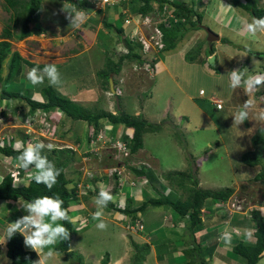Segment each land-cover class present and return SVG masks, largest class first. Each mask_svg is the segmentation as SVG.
<instances>
[{"label":"rangeland","instance_id":"374dc122","mask_svg":"<svg viewBox=\"0 0 264 264\" xmlns=\"http://www.w3.org/2000/svg\"><path fill=\"white\" fill-rule=\"evenodd\" d=\"M178 1L179 0H177V2ZM185 1H193L195 3V6H197L199 3V0ZM201 1L204 3V5L198 9L202 14V22H204L202 24L206 25L210 30L219 34L221 37H224L231 41L230 44H225L221 41L213 42L218 49L217 62H219L221 66L214 65L215 67H210L209 65H207L208 68L214 70L215 73H220L222 70H226L228 72L233 67L240 68L241 71H244L247 74L264 72V56L254 57V55L250 53V51H264V33L258 34L257 38L255 39H250L246 36L240 35V24L238 23V20L240 18L250 20L252 16L248 12L243 10L241 7L234 5L231 1ZM80 3L81 2L79 1V4ZM156 5H158V2L153 3V8ZM133 6H135V4H130L131 13L138 14L134 13V11L132 10ZM86 9L87 8H85V11ZM98 11L99 10L94 11V14H96ZM8 17L9 13L3 8V0H0V34L2 29L8 22ZM64 19H66V17H64ZM57 20L61 19H56V21ZM41 22L42 21H40V23ZM47 23H49L48 20L44 19V24L46 25V27ZM63 24L67 25L68 23L66 22ZM116 24L120 26L121 22H117ZM148 26L149 23L145 24L143 28L148 29ZM81 27L79 28L80 30ZM100 29L102 28L100 27ZM76 34L77 33H75V35ZM77 36L80 35L77 34L76 37ZM116 36L117 40H120V37L118 35ZM206 36V31L202 27L194 28L193 30H188L184 34V37L181 39V41L177 43V46L175 47L176 51L174 52L181 51L185 57L186 54L189 57L196 54L197 51H195V49L200 47V55L204 58L206 57L205 50L207 49V47H209V43L207 42ZM23 39L24 41H22V43H20L19 45L21 49H23V53L21 52V54H25V50H27L33 55H36L37 57H44L45 55L50 54L49 56L51 57L48 58V61L46 60V63L54 62L61 74V79L63 81L62 86L54 87L61 94H70L71 91L67 88L68 83L74 84V86L78 88L84 85L88 87L87 89L90 92L83 93V96L79 97L77 99V102L83 105L86 109H89V111L91 112L98 111L102 108L106 110L107 108H111L112 112L125 111L127 113H133L134 107L141 110L143 107L147 106L148 108H152L154 112L158 111V113H161V109L165 108L164 105L168 104V115L160 116V118H155L152 122L161 123V129L156 132L146 133L143 137V148H141L142 150L139 149L136 153L131 154L129 158L125 160H123L121 156H117L116 154L110 153L107 150H105L104 160H100L103 159L101 154L89 156L86 158L83 155V151L86 149H79L76 145H73V143L69 141V139L76 137L79 133L83 134L84 139L87 137L89 127L85 121L77 120L72 122L71 119H69L58 109H55L58 112H56L54 109L35 110L36 113H47L46 122L48 125L51 124L52 127V136L50 138L43 137L42 141L45 144L49 142L53 143L55 145L54 148H62L65 147L64 145L73 148L71 149V151L73 152V159L69 163L72 171L70 170V173L67 174V169H65V176L70 181H73V184H80L79 186L81 188V196H84L86 194L84 193L86 189L84 187L82 188V182L88 172H90L91 175H96L97 171H100L101 168L103 169V167L105 168L106 166L117 165L119 162H121L119 164L126 166V163L129 168L130 166H135L138 164H143V166L147 169L150 168V170L154 174V181H156V186L158 183L165 184V186L167 185V187L169 185L166 192L171 191L173 197L185 199V197L187 196V191H184L182 188H178L176 185L171 184L170 181L166 178V174L183 171L186 174L194 173L198 181V186L203 189L219 191L225 189L226 187H233L234 192L228 200L230 204L238 202L242 203L246 207L250 204H255L256 202H260L263 200L264 188L262 182L252 180V178L261 170L262 167L261 165L251 166L246 164L242 160V155L248 154L251 157L253 153H256L258 155L264 156V144H255L254 142L255 137H260L264 139V133L261 132V128H264V122L255 121L257 112L260 109H264V100H262L264 98V94L262 92L264 86H261L252 96L255 106L249 111L248 120H245L240 125H236L234 123L233 114L241 108L245 100L250 98L245 94L243 88H237V91H235L233 95L230 96V99L227 101V104H225L224 109L222 111H218L212 105H210L211 102L207 98V96L210 94V90L208 88L209 83H207V81H202L201 84L205 87V89H202L204 91L206 90V94L204 97L205 99L201 97L202 99L199 98L191 100L190 102L188 101V99H185L181 95V92L178 88H176L175 86L171 87V84L167 83L165 87L160 86L156 90V92H154V90L151 89L149 86L145 88L151 90L153 94L152 101L148 100L146 94H142V92L137 90L134 86L130 88V85L128 84L126 85L125 94V85H122V89L120 88L118 90L117 88L114 92L110 93L109 79L108 87L106 83L103 82V77L101 78V75L98 72L104 67L106 56L111 55L110 57L114 61H116L117 58L113 52L123 53V51L118 50V44L116 46V43L110 44L107 39H103V41L105 43L110 44L112 48H110L109 50L107 49L105 51V54H103L101 50L95 51V55H93V63L89 59V53L87 51H82L81 48L78 47H76L77 49H79H76V54L68 55L65 57H59L56 56L57 54L55 53V55L49 53L48 51L50 49L53 50L52 48L55 46V44L52 47H49V45L47 44L48 42L53 41L52 36H50L48 32L45 33V36H41V39ZM19 41L20 40L16 38L11 39V43L14 42L15 44H17L19 43ZM100 47L102 46H98V48ZM13 48H16V46ZM36 48L40 51L37 52ZM13 52H20V50H9L8 56L2 62V66L0 69V89L4 87L8 91L17 88V79L14 78L15 75L11 79L5 80L7 73V61L9 56ZM106 53L111 54L108 55ZM241 55L246 56L241 58ZM29 56L31 57L30 54ZM159 56L160 55H156L157 58ZM194 68L196 69V67ZM144 71L149 74V69H145V67H138L136 70V72H140L142 74H144ZM194 78L195 77H193V79ZM131 81L134 80L131 79ZM143 81V86H145L146 82L145 80ZM179 81L181 82V80ZM193 82L194 84H197L199 81L197 79H194ZM101 86L103 90L101 89ZM93 89L94 93L92 92ZM118 92L122 93L123 95L121 97L117 96ZM108 95L111 96L108 97ZM214 95L216 96V94ZM107 98L113 103L108 104V102L106 101ZM8 103L27 104L25 101L15 98L10 99ZM24 107H26V105ZM24 107L23 109L19 110V112L24 113L30 111L28 106L27 109H25ZM201 108H204L207 114L202 113ZM172 109L174 113L172 112ZM8 111L6 110V112L4 113L5 117H8ZM170 113H172V115L174 116L177 115L178 117H173L172 115H170ZM183 115L187 116L188 119ZM11 119L12 122H15L16 120L13 118ZM50 121H55L56 124L53 125L52 123H50ZM106 123L107 121L102 120V124L104 126ZM20 128L21 130L23 129L22 126ZM117 129H119V126ZM117 134H119V131H117ZM85 143L86 141H84V144ZM5 144L6 141L2 138V136H0V145L4 146ZM75 152H77V155L74 156ZM131 175L134 176L133 172ZM156 178H158L159 180H157ZM185 181L186 184H188L189 186L190 182L188 178L185 179ZM72 183L67 184V187L69 189H71L73 185ZM150 185L151 182L147 179L146 182H143L141 188H144L148 191V196L152 197V195H154V197H156L157 195L155 192L152 191ZM139 186L140 185H138V187ZM134 187H136V185ZM80 188L77 187V189ZM132 188L133 187L131 186L125 185L121 188L120 192L122 191V193L126 197L130 194V190H132ZM72 202H74V200H72ZM213 202L214 200H212L211 198H206L203 201L204 206H202L201 217L203 218V222L207 226V229H209L210 227L216 228L217 230L221 229L222 231L227 229L231 230L232 233H234V230H237L235 232L237 234L240 233V235L246 234V231L250 232L251 229H254L252 226H249L253 221L252 216H250V213L251 210L254 208L250 207L249 212H247V214H241V216H239L238 213H233V215L236 214L234 216L235 222H233L232 218H229L228 221L226 220L227 222L222 225L220 224V222H216L218 220V217L217 214H214V212L219 214L224 212L216 209V206ZM88 204L91 205L90 203ZM147 208H150L149 210H160L159 212L161 213L157 214V217L155 218H151L153 214L156 215L155 211H148L146 213L141 214V217L144 221V227L146 228L144 232L150 233V235H152L153 232L150 231L148 228L158 225L160 231L159 239L163 238L164 236L171 235L172 237H178V239L176 240V244L179 248H177L175 253L173 254L179 257V253L182 251L181 246H183V240L179 237H181V234L183 233L187 234L185 228V220L178 219L179 217L176 215V213L173 212L172 209L167 206H149ZM163 213L168 214L167 216H164V221L166 222V225H161V214ZM169 214L171 216H169ZM261 215L264 216V213H261ZM132 217L133 216L129 215V217L126 218L124 221H116V223L114 224L109 223L107 230L104 231L97 229L94 224L90 225V223H88L89 226L87 225L86 228H81L80 231H77L78 227L75 225L70 242V251H72L71 254L74 255L75 261L78 262L79 260H77V257L81 256L82 264H99L104 257L115 258L116 256H119L121 254L124 255L127 251L126 246H129L130 250L127 251L128 254L127 258L124 260L125 262L123 263L120 261H116L112 264H130L132 253L134 251L133 246L131 244L134 239L132 240L131 237H134L135 234L139 232V230L130 227L131 225H133V223H135V221L132 220ZM90 218H92V215ZM236 220L243 221V223H237ZM213 222L216 223L214 224ZM173 229H177L175 230L177 231L176 235L172 234ZM196 234L197 237H195V242L211 239L209 234H200L198 232ZM146 238L147 242H153L152 236H146ZM146 238L144 236L141 239L145 241ZM126 242L128 245L126 244ZM134 242L146 243L141 241ZM191 243L192 242H190V245H192ZM186 244L188 245L189 241H186ZM150 248H152V245L150 246ZM226 248L229 249L228 246H226ZM229 253L230 254H227V256L230 261L237 259V256L234 255L232 252L229 251ZM153 254L154 252H152L149 256L147 255L145 257V260L141 264H160L159 261H157V263H153L152 257L156 261V258H154L155 256ZM188 256H192V259L196 258L197 260L205 257L203 251H197L193 252L191 255H185V253H182V257L177 259V257H173L171 255V252L169 251L170 263H182L183 261L188 259ZM96 257H100L99 262H93V259ZM3 258H6L5 254H3ZM68 261L69 259L67 260V262ZM207 264L215 263L209 262ZM260 264H264V256Z\"/></svg>","mask_w":264,"mask_h":264},{"label":"trees","instance_id":"16d2710c","mask_svg":"<svg viewBox=\"0 0 264 264\" xmlns=\"http://www.w3.org/2000/svg\"><path fill=\"white\" fill-rule=\"evenodd\" d=\"M86 1V0H80ZM143 4H140L136 11L140 14H147L152 11L153 3L158 2V7L162 9V5L165 2L172 3L173 12L176 20L171 19L168 25L163 23L159 24V28L163 33V42H164V51L173 50L177 43L181 41L184 37V34L188 30H193L194 28H200L202 25V14L199 9L204 3L199 0L197 6L193 1H185V0H142ZM233 2L234 5L241 7L243 10L248 12L252 17H264V2L262 0H226V2ZM3 8L9 13L8 22L4 26L0 34V69L2 66V62L7 58L8 51L11 46V39H23L28 37L31 34L30 27L39 21L40 13H41V0H3ZM123 29L121 27H117V31L120 33ZM124 41L126 47L128 48L126 53H122L117 57V60L114 61L110 56H106L104 67L98 72L103 79V82L108 86V79L112 74L119 72L122 67V63L126 60L134 61L141 63L148 67L153 68L154 64L152 62H145L138 52H136L135 48L139 45L136 42H132L130 39L124 37L122 39ZM220 41L223 43L230 44L231 41L220 37ZM200 47L196 48V54L192 56H187V60H196L198 63H205L206 58L200 55ZM214 43H210L209 47L205 50V56H209L214 52ZM197 55V56H195ZM24 63L29 67H40L43 68L45 64H38L35 62H31L27 59H24L20 56L18 52H13L7 61V73L5 80L11 79L16 73L19 72L20 65ZM211 67V65H209ZM213 67H215L213 65ZM212 67V68H213ZM264 69V68H263ZM109 87V86H108ZM264 94V88H263ZM44 100L38 101L35 99L28 98L26 96H22L19 93L12 92L6 90V88L2 87L0 89V101L3 99H12V98H22L29 105V112L33 114L37 109H58L60 112L65 114L71 121H85L89 126L87 141L89 140L91 133L94 130H98L102 124V120H105L110 123L107 126L109 133L111 135L116 134V127L118 125H122L124 127V131L120 132V138L127 142L128 147L130 149V155L136 153L139 149L143 147V134L146 132H156L161 129V123H152L145 120L141 114H131L125 111L112 112L105 109H99L98 111L91 112L89 109H86L79 102L70 99L69 97L61 94L57 89L52 87L51 85L47 86L43 90ZM127 128L132 130V133L129 135L125 132ZM73 143H77V136L73 137ZM255 144L262 143L264 144V139L260 137L254 138ZM0 151L4 153V155L9 156L11 158L17 159L19 153L13 150L12 145L8 144L3 147H0ZM48 158L55 162L56 167L61 169V174L57 178V183L53 186L51 190L47 189L43 184H37L34 180L28 179V187L24 186V181L18 186L13 187L12 178L9 174L3 176L0 181V199H10L16 200L18 198H22L24 201L28 202L34 199L37 196L44 195H59V197L63 200V207L69 209L70 202L72 200L77 201L76 191H77V183H74L69 189L67 184L70 182L69 179L65 177V168L69 165V163L73 159V152L70 147H62V148H54L51 152L45 149V153ZM242 160L248 165H261V170L252 178L254 181L262 182L264 188V156L253 153L250 157L248 154L242 155ZM127 165V164H126ZM129 167V166H128ZM30 168L29 170H32ZM20 173H24L25 170L20 169ZM131 172L140 178L142 176L146 177L151 182V188L155 191L156 197L146 195L143 201L136 207L132 205L131 199L130 201H126L123 207H120L118 204L109 203L106 207L107 209L115 210L119 213L125 215L136 216L138 212L145 210L148 206H167L172 209L173 212L179 217L178 219L185 220L186 222V232H187V240H189V248L184 249L183 253L185 255H191L193 252L203 251L211 254L209 250V244L205 243V249L202 250V244L197 241L195 242V233L200 232L205 229L207 226L203 222V218L201 217L203 201L206 198H211L215 202L226 200L229 198L233 192V187H226L223 190L213 191L209 189H203L198 186V181L194 173L186 174L183 171H178L175 173L166 174V178L170 181L171 184L176 185L178 188H182L184 191H187V196L185 199H181L179 197H173L171 191L166 192L168 189L167 185L162 183H158L156 186V181H154V174L150 170V168H146L143 164H138L135 166H130ZM106 177L105 175L102 176ZM108 180L113 181L111 185L112 194L116 193L119 189V185L116 182L115 176H107ZM100 176L93 175L91 177V181L94 182L96 179H99ZM189 180L190 185L186 184L185 179ZM159 180L158 178H156ZM87 179L84 180V185L86 184ZM93 191H88V194L92 196H96L99 189L97 186L94 187ZM264 203V197L261 201ZM69 215V212H68ZM218 221L220 224L224 225L229 218L234 217L233 214H230L228 210H225L224 213H217ZM251 216L253 221L251 225L254 229H252L251 237L246 236L245 238H239V234H235L237 237L233 239L234 241L231 251L237 256H241L245 259V264H256L259 259L263 255L264 251V216L261 215V211L258 209H253L251 212ZM227 220V221H226ZM231 220V219H230ZM214 223V222H213ZM216 223V222H215ZM214 223V224H215ZM65 227L70 231V238L67 241L57 242L52 248L55 252L64 255L65 260L69 259L70 264H82L81 256L77 257L78 262L75 261L74 255H72V251L69 250L72 234H73V224L68 223L66 221H61ZM211 224V223H210ZM228 225V224H227ZM226 225V226H227ZM228 228V227H227ZM211 231L214 232L216 228H210ZM210 233L209 229L206 228ZM232 232L231 230H228ZM223 231L221 229L218 230V237L220 233ZM190 242H192L190 245ZM133 246V253L131 257L130 264H141L145 257L150 252V244L149 243H136L131 242ZM4 249L6 252V256L10 259V264H35L38 260V257L35 252L24 250L23 248V237L21 234L16 233L12 238L8 239L6 244H4ZM158 253L162 251L160 247H157ZM69 255V256H68ZM191 260L183 261L179 264H207L209 263L207 259L201 258L196 259L192 256L189 257ZM109 261V257H104L99 264H107Z\"/></svg>","mask_w":264,"mask_h":264},{"label":"crops","instance_id":"0c3cea01","mask_svg":"<svg viewBox=\"0 0 264 264\" xmlns=\"http://www.w3.org/2000/svg\"><path fill=\"white\" fill-rule=\"evenodd\" d=\"M79 1L80 0H41V13H40L39 21H38L39 24H38V22H36L35 24L31 25V27H30L31 34L28 37H26L25 39H28V38H33V39L39 38V39H41V36H45V33L48 32V34H50V36H52L53 41L52 42L50 41L47 44L49 45V47H52L55 44V46L52 48L53 50L50 49L48 51L49 53H51V54L55 53V54H57L56 56L65 57L68 55L76 54L75 53V51L77 49L76 47H78V48H81L82 51H85V52L87 51L89 53V56H90L89 59L91 60V62H93V60H94L93 55H95V51L101 50V52L103 54H105V51L107 49L109 50L110 48H112V46L110 44H113V43H116V46L118 44V46H117L118 50L123 51V53H124L125 47H124L121 40L125 37V35L127 36V34L131 30V27L123 25L122 17L119 13V7L120 6L111 7V6L106 5L103 9L99 10L96 14L91 13L87 17L85 22L82 24V27L80 30V29H76L72 25H70L69 19H67V18L64 19V17L68 16V13L65 10H63V3H64L65 6L68 8H75L77 10L81 9L82 11H84L86 13L85 8L88 7V5L92 2V0L81 1L80 4H79ZM212 1L219 2L218 0H212ZM224 1L226 2V0H224ZM130 4H133V3H130ZM130 4L129 3L128 4L122 3L121 6H123V7L127 6L130 9ZM132 10L134 11V13H136V10H137L136 4H135V6L132 7ZM44 19L48 20V22H49V23H47V27L44 24ZM56 19H61V20L56 21ZM40 21H42L41 22L42 24L40 23ZM66 22L68 24L64 25L63 23H66ZM117 22H121V25L118 26L116 24ZM100 27L102 29H100ZM117 27L118 28L121 27L123 30L119 33L117 31ZM46 30H48V31H46ZM75 33L79 34L80 36L76 37L77 34L75 35ZM116 35H118L120 37V40H117ZM103 39H107L110 42V44L105 43L103 41ZM22 41H24V39L23 40L21 39L19 41V43H17V44H15L14 42H13L14 44L11 43L10 51L12 49L20 50V52H18V53L20 54V56L22 58L27 59L31 62L38 63V64H45L48 61V58L51 57V56H49L50 54H47L44 57H37L36 55L31 54L27 50H25V54H21V52L23 53V49H21V47L19 45H20V43H22ZM15 46H16V48H13ZM98 46H102V47L98 48ZM214 49L215 50L212 53L215 56V64L214 65L215 66H221L220 63L217 62L218 49L215 45H214ZM36 50H37V52L40 51L37 48H36ZM77 50H79V49H77ZM174 51H176L175 48L173 50L162 52L161 55L158 57V59H155V63H154L153 68H148L149 74H147L146 71H144V74H142L140 72H136V70L133 69V67L135 65L134 61H128V60L124 61L122 63V67L120 68L119 72L112 74L109 77V79L112 80L113 90L115 91L117 88L122 89V85H125V91H124V94H125L126 85L128 84V85H130V88L132 86H134V87H136L137 90L141 91L142 94H146L148 100L152 101L153 94H152L151 90L145 89V88H147L149 86L151 89L154 90V92H156V90L160 86L165 87L166 83H167V84H171V87L175 86L176 88H178L179 91L181 92V95L185 99H188V101L190 102L191 100H195V99H199V98L202 99L205 97L206 90L204 91L203 96L200 95L198 93V91L202 88L205 89V87L202 86L201 84H202V81H207V83H209L208 88L210 90V94L207 96V98L209 99V97L212 96V97L221 99L223 101V107H222V109H217V110L222 111L224 109L225 104H227V101L230 99V96H232L233 93L235 91H237V88L235 90H231L228 87L227 71L222 70L220 73H215L214 70H211L208 68L207 65H209V64L207 62L201 64V63H198L196 60L190 61V60L186 59V57L184 56V54L181 51H179V52H174ZM172 52H174V53H172ZM255 52H257V51H255ZM113 53L116 56V58L120 54H122L119 52H113ZM29 54L34 59H32L29 56ZM106 54L110 55L111 53L110 54L106 53ZM195 56H197V55H195ZM255 56L256 55H254V57ZM207 57L208 56H206L205 58H207ZM257 57H259V56H257ZM194 67H196V69ZM29 68H31V67L27 66L24 63H22L20 65L19 72L14 77L17 79V88L13 89V90H9V91L19 93L22 96H26V97L31 98V99L43 101L44 100L43 90L45 87L49 86L47 79H45L43 84L32 85L26 79V76H25V73H26L27 69H29ZM232 69H234V67ZM193 77H195L194 79H197L199 81L197 84H194ZM131 79L134 81H131ZM143 80H145L147 85L145 84V86H143V84H144ZM179 80H181V82ZM141 82H142V84H141ZM99 83H100V81H99ZM101 83H102V81H101ZM109 86H110V84H109ZM67 88L70 89V91H71L70 94L64 93L63 95L69 97L72 100H76V101H78L77 99L79 97L83 96V93H86V92L89 93L90 92L87 89L88 87H86V85L78 88V87L74 86V84L68 83ZM101 89H102V86H101ZM113 90H110V88H109L110 93L113 92ZM92 92L94 93V89ZM239 92H240V90H239ZM214 94H216V96ZM122 95H123L122 93L117 94V96H119V97H121ZM109 96H111V95H108V97ZM252 98L253 97H251V99ZM15 99H19V100L21 99L24 101V99H22V98H15ZM9 100L10 99H3L0 101V136H2V138L5 137V141H6L5 145H8V144L13 145L17 140H23L24 139V136L22 134V130L20 128L22 123L18 119L17 112H19V110L23 109V107L25 105H26V107H24L25 109H27V106L29 107L28 104H9L8 103ZM262 100H264V98ZM106 101L108 102V104L113 103L108 98ZM209 101L211 102L210 99H209ZM121 102H122V100H121ZM136 104H139V103H136ZM167 105L168 104L164 105L165 108L161 109V113H158V111L154 112V110H152V108H148L147 106H145L141 110L134 107V111L131 114H135V115L141 114L145 120H147L148 122H153V120L155 118H160V116H167L168 115L169 107H167ZM210 105H212L215 108V106L212 102L210 103ZM8 109H9V111H8ZM201 109H202L201 110L202 113L207 114L204 108H201ZM6 110L9 112L8 117H5V115H4ZM107 110H111V108H107ZM172 112H173V109H172ZM170 115H172V113H170ZM172 116L178 117L177 115L176 116L172 115ZM183 116L187 118V116H185V115H183ZM11 118L16 119L15 122L14 121L12 122ZM118 126H119V129H118L119 133L123 132L124 127L122 125H118ZM118 126H117V128H118ZM88 131H89V129H88ZM125 132L130 135L132 133V130H130V128H127L125 130ZM78 133H79V131H78ZM146 133H148V132H146ZM146 133L143 134V137ZM78 135H81V136H78ZM78 135H77V140H76L77 143H73V139H69V141L72 142L73 144H76V146L79 149L87 148V137L84 139V136L82 133H79ZM87 136H88V134H87ZM143 137H142V139H143ZM83 139H84V141H86L85 144H84ZM140 150H142V149H140ZM75 155H77V152H75L74 156ZM17 165H18L17 159L6 156V155H4V153H2L0 151V181L2 180L3 176L7 175V173L14 166H17ZM65 169H67V174H69L70 170H71L70 165H68ZM31 172H34V169H32ZM65 175H66V170H65ZM96 175L100 176V178L96 179L93 182V184L96 185L98 183H103L105 185H110V186L112 185L113 181L108 180L109 177H107L106 174H103L101 172V169H100V171H97ZM104 175L106 177L103 178L102 176H104ZM24 182H25L24 184H27L28 178H26V180ZM72 182L73 181H70L69 183H72ZM138 185H140V186L138 187ZM138 185L136 187H133L132 190H130V194L127 195L126 197L122 193V191L120 192V190H119V193H114V196L117 197V204L119 205L120 199L123 198L125 202L130 201L129 199H131L132 205L134 207L138 206L143 201L145 196L148 195V191L144 188L143 189L141 188L143 183H142V185H141V183H138ZM152 191L155 192L153 189H152ZM152 196H154V195H152ZM76 198H77V201H74V202L71 201L70 206H69V216L77 218V224H73V230L75 228V225L78 228H80L79 225H80L81 221L86 222V226L87 225L89 226L88 223H90V225L91 224L96 225L98 223V221H95L93 219L92 220L89 219V217H91L92 213L97 210L95 204L92 202V200L94 199V196L86 193L84 196H81V194H80V196L77 195ZM19 202H25L26 203V201H24L22 198H18L16 200L0 199V237L5 236V234H6L5 230L7 228V223L14 222L18 217H21L22 215L26 214V213H24L22 208H20L18 206ZM88 203H90L91 205H89ZM149 209L150 208L146 207L144 211L138 212V213L142 214V213H146L148 211H155L156 215L153 214L151 218H155V217H157V214L161 213V212H159L160 210H149ZM103 211H104L103 219L106 221L108 226H109V223L114 224V223H116V221H124L126 218H128L127 217L128 215L119 213V212L112 210V209L105 208ZM214 214H217V213L214 212ZM161 215H162L161 225H166L165 224L166 222L164 221L165 220L164 216H167L168 214L163 213ZM238 215L241 216V214H239V213H238ZM169 216H171V215L169 214ZM233 222H235L234 217H233ZM236 222L237 223L238 222L243 223V221H237V220H236ZM57 223L61 224V221H58ZM155 224H156V222H155ZM125 225H126V223H125ZM125 225H124V229H125ZM231 225H235V224H231ZM86 226H84L83 228H86ZM241 226H243V225H241ZM148 227H149V224H148ZM206 228L203 229L202 231L198 232V233L209 234L211 237L210 240L206 239V240H202L200 242L202 244V247H201L202 250H204V248H206L204 245L205 243L209 244V247H210L209 250L211 251V254H209L208 252H203V254L205 255L204 258L207 259L208 262H212V263L214 262L215 264H245V259L241 256L236 255L237 259H235L233 261H230V259L227 256V254H230L229 251L232 252L231 247L234 243V241H232V240L235 239V237H237L234 233H232L231 244L226 245L222 240L218 239V234H219L218 230L212 232L211 231L212 229H210L211 228L210 227L209 228L210 233H207L208 231L206 230ZM145 229L146 228L144 227L143 232L145 231ZM148 229L153 232L152 235H150V233H145V232L142 234L137 233V234H135L134 237L130 236L131 239L132 240L134 239V241H137V242L141 241V242L149 243L150 246L152 245V248H150V252H149L148 256L151 255L152 252H154L153 255L155 256L154 258H156V261L152 257L153 263H157V261H159L160 264H179V263H170V258H169V251L171 252V255L173 257H177L173 253H175L176 249L179 248L176 244V240L178 239V237H172V235H171V236H164L163 238L159 239L160 231H159L158 225L152 226ZM175 230H177V229L172 230L173 235L177 234V231H175ZM248 232L249 231H246V233H248ZM250 232H252V229ZM196 233H195V237H197ZM144 236H145V238H146V236H149V237L152 236L153 242L152 243H151V241L147 242V238L145 241H143V239H141V238ZM246 236H247L246 234H243V235L239 236V238L242 239V238H245ZM187 237H188V235L185 233L181 234V237H179L180 239L183 240V246H181L182 251L180 253L178 252L180 255H179V257H177V259L182 257V253H183L184 249L189 248V246L186 244V241H189V240H187ZM126 244H127V242H126ZM53 246H51V247H53ZM226 246H228L229 249L226 248ZM157 247H160L162 249V251H160L158 253ZM23 248H24V250H29V251L35 252L37 257H38V260H39V256H38L37 252L32 250L31 248L25 246L24 238H23ZM69 248H71V247L69 246ZM126 249H127V251H129L130 250L129 246H126ZM47 250L48 249H45L44 251L46 252ZM127 251L124 255L121 254L119 256H116L115 258L110 257L107 264H112L116 261H120V262L124 263L125 262L124 260L127 258V254H128ZM3 254H5V256H6L4 245H1L0 246V264H10V259L7 256H6V258H3ZM263 256H264V251H263L262 257L259 259V261L256 264L261 263V261L263 260ZM62 258H63L62 254H59V253L54 251V257L52 258V260L49 261V264H69V262H67V260H65L64 258H63L64 259L63 260ZM187 258L188 259H186L185 261L190 260L189 256ZM97 261L98 262L100 261V257H96L93 259V262H97Z\"/></svg>","mask_w":264,"mask_h":264},{"label":"clouds","instance_id":"9594fccd","mask_svg":"<svg viewBox=\"0 0 264 264\" xmlns=\"http://www.w3.org/2000/svg\"><path fill=\"white\" fill-rule=\"evenodd\" d=\"M103 2H107V0H103ZM63 10L68 13V16L66 18L69 19L70 25H72L76 29H79L87 19L86 13L84 11L77 10L75 8H68L64 3ZM238 23L240 24V35L242 36H246L250 39H255L257 38L258 34L264 33V17L257 18L253 16L250 20L240 18L238 20ZM125 37L128 38V36L126 35ZM122 43L125 47L124 53H126L128 48L126 47L124 41H122ZM163 48L158 55H161V53L164 52ZM244 56L246 55H241L240 57L242 58ZM155 59L152 60L153 64L155 63ZM139 64L142 65V67H140ZM139 64L135 62L133 69L137 70L138 67H135L137 65H139L140 68H148L147 66H143V64L141 63ZM25 76L32 85L43 84L45 79H47L48 83L53 87H61L63 83L61 74L54 62L45 63L43 68H40L38 66L31 67L27 69ZM227 78L228 87L231 90H235L236 88H243L245 94L250 97L249 99L245 100L241 108L233 114L234 123L236 125H240L245 120H248L249 111L255 106L254 100L251 99V97L261 86H264V72L247 74L246 72L241 71L240 68H234L227 72ZM118 94H120V92H118ZM255 121L264 122V109H260L257 112ZM108 125L109 122L105 124L106 127ZM117 131L118 129H116V135H120L121 133L117 134ZM261 132L264 133V128H261ZM2 146L3 145H0V147ZM12 147L14 151L19 153L17 157V168L25 170L24 173H32V175L29 177L30 179L34 180L37 184H43L47 189L51 190L57 183V178L60 176L62 170L57 168L55 162L50 160L44 153L45 149L51 152L54 149L55 145L51 142L47 144H45L43 141H29L25 143L21 140H17L12 145ZM30 168H33L34 172H31V170H29ZM24 173L22 174L24 175ZM7 174H9V172ZM13 175L15 176L16 174L14 173ZM130 177L136 181V186L138 185V183L142 184L143 182L147 181V178L144 176L138 178L135 175H130ZM25 180L26 178L23 181ZM19 185V182L14 181V188L18 187ZM24 186L28 187L27 184H24ZM97 187L99 191L93 200L97 210L92 213V218H89L90 220L93 219L95 221H98V223L95 225L96 228L104 231L107 230L108 224L103 219V210L108 206L109 203L117 204V198L112 194L110 185L98 183ZM119 190H121V188H119L116 193H119ZM215 203L216 202L214 201V205ZM124 205L125 201L123 198H121L119 201V206L123 207ZM18 206L22 208V210L26 214L18 217L14 222L7 223L5 236L0 237V246L6 244L8 239L12 238L16 233H19L24 238L25 246L37 252L39 260H37L35 264H49V261L54 257V250L51 246L55 245L57 242L67 241L70 238V231L68 230V228L63 224L57 222L66 221L68 223L75 224L77 223V218L68 215L69 209L63 207V200L59 197V195L37 196L26 203L19 202ZM137 219L143 221L141 213H137L136 216L132 217L133 221ZM84 226H86V222L81 221L80 228H78L77 231H80V229ZM143 230L144 222L142 230H140L138 233H143ZM246 235L248 237H251L252 233L248 232L246 233ZM218 239L222 240L226 245H230L232 240V232L225 229L222 233H220ZM45 249L48 250L45 252ZM70 249L71 248H69V250Z\"/></svg>","mask_w":264,"mask_h":264},{"label":"built area","instance_id":"2783aa9c","mask_svg":"<svg viewBox=\"0 0 264 264\" xmlns=\"http://www.w3.org/2000/svg\"><path fill=\"white\" fill-rule=\"evenodd\" d=\"M262 1L264 2V0ZM122 3L125 4L135 3L137 6H139L140 4H143V1L142 0H107V2H103V0H92V2L88 5L86 9V16H89L91 13H94V11L96 10L103 9L106 5L111 7L120 6L119 13L122 16L123 25L131 27L130 32L127 34L128 39H130L132 42H136L137 44H139L135 48L136 49L135 51L141 55V57L144 59L145 62H152V60L156 58V55H158L163 48V33L159 28V24L163 23L165 25H168L171 19H173L174 21L176 20L173 12L172 3L165 2L162 5V9H160L158 5H156L154 6L153 9L154 11L152 10L144 15L140 14L139 12H136L138 14L131 13L129 7L121 6ZM147 23H149L148 29H144L143 26ZM143 66H146L145 63ZM135 67H139V66L137 65ZM198 93L200 95H204V90L200 89ZM209 99L214 104L216 109H222L223 101L221 99L212 96L209 97ZM55 111L58 112L57 110ZM17 116L19 121L22 123L21 126L23 127L22 134L24 136V139L21 141L25 143L29 141L39 142L42 141L43 137L50 138L52 136L51 124L48 125L46 122L47 113L35 112L32 114L29 111H27L24 113L18 112ZM50 123H52L53 125L56 124L55 121L54 122L50 121ZM3 139L5 140V137ZM64 146L70 147L67 145ZM85 149L86 150L83 151V155L86 158L89 156H95L101 154L103 159L100 160H104L105 150L109 151L110 153L116 154L117 156H121L123 160L129 158L130 156V149L128 147L127 142L123 141L119 137V135L116 134L111 135L106 126H101L98 130H94L91 133V136L87 141V148ZM119 163L117 165H110V166H106L105 168L103 167V169L101 168L102 173L106 174L107 176H115L119 188H122L125 185H129L131 187L135 186L136 181L130 177L131 170L128 167V165H126L125 163L126 166H124ZM14 173L16 174L15 176L13 175ZM9 175L12 178L13 183L15 181L21 184L23 180L25 178H29L32 175V173L26 172L24 173V175L20 174V171L17 168V166H14L9 171ZM92 176L93 175H91L90 172H88L87 175H85L84 180L87 179L86 184L84 185L83 183L84 180L82 182L83 184L82 188L84 187L86 189L84 193H87L89 190L93 191L95 189L94 187L97 186V184L96 185L93 184V182L90 180ZM79 185L80 184L77 183V187L80 188ZM77 191H76L77 193L76 195H80L81 188L77 189ZM228 200L229 199L217 201L215 203L216 209L223 212L225 210H228L230 214L233 213L247 214V212H249V208L251 207L260 210L262 213L264 212V204H262L261 202L250 204L249 206L245 207L242 203H238V202L230 204ZM134 221L135 223H133V225H131L130 227L139 231L142 230L141 229L143 228L142 221L138 219ZM235 231L237 230H234V234H237Z\"/></svg>","mask_w":264,"mask_h":264},{"label":"water","instance_id":"95a60500","mask_svg":"<svg viewBox=\"0 0 264 264\" xmlns=\"http://www.w3.org/2000/svg\"><path fill=\"white\" fill-rule=\"evenodd\" d=\"M201 27L206 31V39L207 42L210 44L212 42L215 41H219L220 40V35L215 33L214 31L210 30L206 25H201ZM251 54L259 56V57H263L264 56V52H255V51H250ZM207 63L211 66H213L215 64V56L214 54H211L210 56L207 57ZM109 83H110V88L111 90H113V86H112V80L109 79ZM264 155V152H263Z\"/></svg>","mask_w":264,"mask_h":264}]
</instances>
